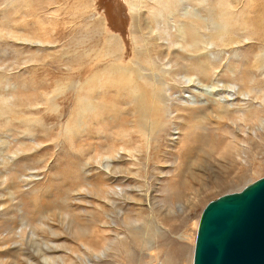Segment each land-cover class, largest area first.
Returning <instances> with one entry per match:
<instances>
[{
    "label": "rangeland",
    "instance_id": "1",
    "mask_svg": "<svg viewBox=\"0 0 264 264\" xmlns=\"http://www.w3.org/2000/svg\"><path fill=\"white\" fill-rule=\"evenodd\" d=\"M249 1L0 0V142H5L0 143V234L20 240L24 229L25 253L43 250V256H31L38 264H192L207 203L264 176V130L257 122L264 102L254 100L246 115L255 117L250 114L244 123L236 120L238 110L226 113V126L217 130L207 120L215 104L203 98L201 107L189 109L182 99L188 92L182 96L174 83L196 75L195 65L212 63L216 73L221 71L219 79L238 80L235 90L251 86L252 41L207 54L195 51L200 47L192 41L195 31L208 33L200 20L209 14L206 9L222 2L242 18L256 1L264 8V0ZM169 4L174 9L161 10ZM191 7L199 8V15L189 13ZM173 22L189 27L182 41ZM110 35L127 48L124 63L133 59L135 44L140 49L148 40L174 79L173 85L167 78V127L149 155L147 143L142 153L139 144H116L115 134L132 130L120 101L107 104L102 114L100 100L93 97V115L79 125L68 123L78 99L89 91L83 86L86 71L104 64L96 63L95 51ZM227 66L234 67L236 77ZM256 74L264 90V60ZM30 226L41 228L39 244L31 241ZM8 247L0 261L13 264L18 247Z\"/></svg>",
    "mask_w": 264,
    "mask_h": 264
},
{
    "label": "bare ground",
    "instance_id": "2",
    "mask_svg": "<svg viewBox=\"0 0 264 264\" xmlns=\"http://www.w3.org/2000/svg\"><path fill=\"white\" fill-rule=\"evenodd\" d=\"M236 1L237 0H235V2ZM247 1H249V0H247ZM250 2L251 1H249V3L248 2H245V3L250 4ZM256 2L252 3L251 6H249L247 8V13H246L245 17H243L244 16L243 15L242 18H238L236 16V14H234L231 10H229V9H231L230 7H228L229 9L225 8L224 5L226 3L224 4L222 2L221 3L218 2L220 4L217 3L218 5L213 7L210 11H209V9H206V12L207 11L209 12V14L207 15L206 18L200 17L201 18L200 20H203L205 22V23L204 22L203 23L205 24L208 33L201 35V33L199 34L198 31L194 32L192 30L194 32V35L192 37L193 38L192 41L194 42L195 47H200L199 49H194V50L195 51L200 50V51H203L204 53L206 52V54L207 53H213L214 51H216L217 53H220L225 48H229L230 46L232 47L233 45L234 46L239 45L240 42H242L244 39L252 41L251 48H252L253 54H252L251 58L249 60H247V64H248L249 71L253 74L254 80L251 83V86L249 88H245L248 86L246 84L247 86H245V87L243 86V88L239 87V89L235 90L236 89L235 87L238 86V84H239L237 82L238 80L224 82L222 79H219V77H220L219 73L221 71L219 73H216L215 72L216 66H212V63H211V66L209 68L202 67L201 64L195 65L194 71H195L196 75L187 76V74H186L187 77L185 76L186 79L183 82H179V80H178L177 83H174L173 82L174 79L172 76H170V72L165 68V65L160 64L161 63L160 58L156 54L153 46H152V50H151V47H150L151 43L148 40H144V45L141 46L140 49L135 48L136 47L135 45H137V44H135L134 45V52H133V54H134L133 59L129 63H124L126 58L129 55V52H128L127 48L124 46L121 49L119 46L120 43L118 45V42L115 40L117 38L110 35V37H107V38L104 37V39L102 41V48L95 51V54H96V57H94V58H96L95 61L99 59V61H97L96 63L100 64V63L104 62V64H102V66H99L97 68H93V69H89V70H87V68L85 69V71L87 70L86 73H88L89 76L86 78V81H84V82H86V84L84 83L85 85H83V86L84 87L86 86L89 91H88V93H85L86 96H84V98L78 99V101H77L78 105L75 107V109L71 110V112L69 111L71 113V115H70L68 123H71L74 125L81 124V122L84 121V118L86 116L93 115L91 113V111H92V108L97 107V106H95L97 103L99 104V108L101 109L100 113L103 114L104 112L106 113V112H108L107 110H109L107 104L111 105V103L113 102L112 105L114 106V103L116 101L117 102L120 101L123 103V109L127 110L130 114L132 130L131 131H129V130L124 131L123 130V131H119L117 134H115L116 136H115L114 140L117 142L116 144L119 143L122 146H128V147L129 146H135L136 144H139V149L137 147L136 148L139 150V152L142 153V151H144V149L147 148V146L145 147V145L147 143L148 149H149V152H148V155H149L151 153L150 152L151 148L153 147L152 143L156 140V138L159 136L160 133L165 131V128L167 127V122L165 121L166 115L171 113L169 110L170 108H168V106H167L168 99L166 97V93L170 90L169 82H172V84L174 83L175 85H178L177 89L179 92L182 93V96L184 94L183 91L188 92L187 97L186 98L182 97V99L184 100V102H186L190 105V106H188L189 109H193L197 105H200V107H201L202 103L201 104H198V103H200L203 98L207 101L209 99L212 103H214L215 106L217 107V110L214 112L213 115H210V114L207 115L208 116L207 120L210 121L215 126V128H217V130L226 126L227 122H226V119L224 116H227L226 113H230L234 110H238L240 113L244 114V115H241L239 113L237 116H235L236 120H239V121L244 123L245 117L249 118V115L253 114V113H249L248 115H246V112L250 108V106L254 103V100H261V103L264 102V90H262L259 87L258 82H259L260 78H258V76L256 74L257 71L260 70L262 62L264 60V8L259 3H256ZM245 3H244L245 6H243L244 9L246 7ZM170 4L163 6V8H161V10L165 12L168 9L169 10L174 9V6H171ZM205 4H207V3H205ZM212 4H214V3H212ZM243 7H242V9H243ZM158 11H159V9H158ZM172 11H174V10H172ZM237 12H238V10H237ZM242 12H245V11H241L239 13L241 14ZM159 13H161V11H159ZM172 13H174V12H172ZM189 13H191L193 16L199 15V8L196 9L194 7H191V11ZM162 17L166 18L165 15H162ZM197 18H199V17H197ZM165 21H167V20H165ZM177 23L173 22L172 26L178 31L179 37H180L179 39H181V41H182V35H183V33L186 34L185 29H187L189 27L186 28L185 24H183V23L177 24ZM201 26H203V25H201ZM197 27H199V26H197ZM192 29H194V28H192ZM188 31L190 33V30H188ZM188 31L186 30V32H188ZM187 35H189V34H187ZM186 38L190 39L189 36L188 37L186 36ZM189 39H187V40L189 41ZM169 41H172V40H169ZM177 43H178V41H177ZM154 44L155 43H153L152 45H154ZM173 45H176V44H173ZM212 45L214 46V48H208L209 46H212ZM189 46H190V44H189ZM217 49H220V51ZM152 51H154V52L152 53ZM90 52L92 53V51H90ZM241 52H242V50H241ZM175 56H178V55H176V53H175ZM201 56H199V57H201ZM202 59L203 58L200 59L201 62L203 61ZM192 62H194V61L192 60ZM194 63L196 64V62H194ZM203 63H204V61H203ZM227 64H230V63H227ZM235 64L237 65V63H235ZM178 66H180V65H178ZM191 69H193V68H191ZM233 69H234V67H233ZM233 69H232V66H227V70L229 71V73L231 72L233 74V77H236L235 71ZM176 70H174V72ZM238 70H237V72H238ZM241 71H242V69H241ZM224 73H225V71H224ZM197 74H199L200 76H197ZM240 74H239V76H240ZM242 75H243L242 77H244V75H246V74H242ZM209 77H212V80H206ZM167 78L169 79V82H168ZM201 78L204 79L205 81L201 82L200 81V80H202ZM240 79H241V77H240ZM249 79H251V78L249 77ZM242 83H244V81ZM75 85L77 86V84H75ZM77 87L79 88V86H77ZM190 89H192V90L190 91ZM94 90H96V92L98 93V94L96 93L97 95L94 94V92H93ZM168 93H170V91ZM93 97H98L97 99L100 100L97 103L95 102L96 104L94 106H92L93 102H91V98H93ZM94 101H96V99ZM262 105L263 106H261V111L263 112V114H262V116L260 115V120H257V122L259 121L258 123L260 124L261 129L264 130V104L262 103ZM252 106H254V105H252ZM256 106H258V105H256ZM1 107H3V106H0V108ZM167 111H169V112L167 113ZM235 113H237V112L235 111ZM0 115H2V113H0ZM254 117H255V115H254ZM86 118L89 119V117H86ZM248 122H250V121L247 120L246 123H248ZM135 124H138L139 130L136 128ZM246 125H248V124H246ZM218 127H220V128L218 129ZM68 131L72 132L70 129ZM112 140H113V138H112ZM0 143L4 144L5 142L2 141ZM122 149H123V147H122ZM131 152H132V149H131ZM179 197L181 198L182 195ZM21 218H23V217L21 216ZM19 221L21 222V220H19ZM21 226H24V224ZM19 228H21V227L19 226ZM28 228H29V226L27 227V229ZM29 230H30L29 236L32 237L31 241L33 243L39 244V240H38L39 235L38 234L41 233V228L40 227L34 228V226H33ZM20 231H21V234L19 235L21 238L20 240L17 239L18 238L17 236L12 237L7 232H5L4 236H2L0 234V253H5V252H6V254L8 252L10 253L11 250L8 246H9V244L14 243V244H16V247H18V248H15V250H16V251H14L16 254L15 257L13 254V258H14L13 264H38L37 262L34 261V259L32 257H34V256L41 257L43 250L40 247L39 252L34 253V256L31 255L32 256L31 257V256L27 255L28 253H25L26 249H25V242H24L25 238L27 237L26 236L27 232L22 228L20 229ZM10 232H12V231H10ZM15 233H17V232H15ZM18 234H19V232H18ZM23 236H25V237L23 238ZM195 240H196V238H195ZM37 246H39V245H37ZM163 250H165V249H163ZM7 257L5 259H8ZM3 260H4V258L0 261V264L8 263L7 262L8 260H6V261H3ZM50 260H52V259H50ZM11 263H12V261H11Z\"/></svg>",
    "mask_w": 264,
    "mask_h": 264
},
{
    "label": "water",
    "instance_id": "3",
    "mask_svg": "<svg viewBox=\"0 0 264 264\" xmlns=\"http://www.w3.org/2000/svg\"><path fill=\"white\" fill-rule=\"evenodd\" d=\"M192 264H264V176L207 203Z\"/></svg>",
    "mask_w": 264,
    "mask_h": 264
}]
</instances>
